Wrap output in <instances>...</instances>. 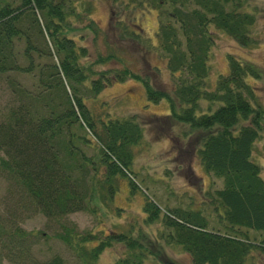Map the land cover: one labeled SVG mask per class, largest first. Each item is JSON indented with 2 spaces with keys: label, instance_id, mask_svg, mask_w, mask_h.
I'll return each instance as SVG.
<instances>
[{
  "label": "trees",
  "instance_id": "trees-1",
  "mask_svg": "<svg viewBox=\"0 0 264 264\" xmlns=\"http://www.w3.org/2000/svg\"><path fill=\"white\" fill-rule=\"evenodd\" d=\"M142 1L156 11L154 45L171 75L168 88L154 81L151 72L128 68L109 43L105 52L96 50L88 57L82 35L75 32L79 26L95 30L91 17L76 22L89 8L87 0H0V73L10 91L0 119V176L16 194L14 204L23 199L56 220L69 211L86 209L94 215L100 205L109 206L116 175L130 172V146L141 129L133 117L95 116L84 98L112 80L133 77L142 83L147 99H166L168 111L153 117L186 123L197 133L199 160L221 181L209 192L218 223L208 225L198 208L159 207L144 196L142 221L157 223L151 236L129 228L81 233L59 221L53 236L72 250L71 264H96L99 251L114 241L123 250L107 264H142L150 253L143 240L150 237L159 247L160 241L180 245L190 264H255L251 252L264 249V180L251 150L264 127V106L245 77L260 72L227 52L226 70L217 74L212 88L205 86L214 33L247 43L255 12L242 7L247 0ZM129 31L121 37L135 40L136 32ZM112 59L118 64H109ZM95 63L104 66L96 68ZM10 71L28 74L31 80L20 84ZM84 144L93 148L91 154ZM247 230L262 237L251 240ZM31 236L10 212L0 211V259L67 264L57 253L33 255Z\"/></svg>",
  "mask_w": 264,
  "mask_h": 264
},
{
  "label": "rangeland",
  "instance_id": "rangeland-1",
  "mask_svg": "<svg viewBox=\"0 0 264 264\" xmlns=\"http://www.w3.org/2000/svg\"><path fill=\"white\" fill-rule=\"evenodd\" d=\"M87 3L88 10L81 11L76 22L82 24L86 22L87 17H91L95 30L93 32L88 26H79L81 28L75 32L82 35L80 42L85 45L88 57L93 58L96 50L105 52V43H109L128 68H142L148 74L151 72L154 81L161 87L168 88L171 75L164 56L154 45L155 9L146 7L142 0H87ZM242 7L255 12L251 38L247 43L240 44L222 31L214 33L205 86L212 88L217 74L226 70L225 55L230 52L237 58L248 61L260 72L257 76H247L245 79L253 87L255 97L264 106V0H247ZM80 8L83 7L77 5V9ZM123 27L136 32L135 40L121 37L122 34H127V30L122 33ZM43 33L45 34L44 31ZM16 43L21 46L22 40H17ZM47 44L49 45L48 40ZM17 61L25 62L24 58H18ZM109 62L112 65L118 64L116 59ZM94 66L99 68L104 64L95 63ZM9 73H13L20 84L27 85L31 80L28 74L21 71ZM9 96L8 85L0 73V119ZM84 100L90 109L89 112L101 119L133 117L139 123L140 135L130 146L131 164L128 176L132 182L128 181V176L117 174L109 206L100 205L94 215L86 209L69 211L56 220L35 211L23 199H18L19 202L14 204L12 200L17 196L13 191L6 189V180L0 176V211L10 212L16 222L31 231L29 250L33 255L45 258L57 253L67 264L74 262L72 250L53 236V231L59 228V221L73 224L81 233L99 229L96 234L101 235L108 230L112 232L129 228L132 233L136 230H146L151 236L157 223L146 224L142 221L141 203L144 196L149 197L159 207L179 205L198 208L207 216L208 225L218 223L209 192L220 185V178L203 168L196 153L197 133L193 129L183 122H169L165 118L153 117L168 111L164 97L147 99L142 83L126 76L106 83L96 93L86 95ZM82 146L87 154L93 152L91 146ZM251 158L259 164V174L264 180V127L253 142ZM114 206L119 208L118 211ZM11 219L14 220L12 217ZM247 236L256 241L262 237V233L247 230ZM149 239L151 241L143 240L149 245L150 253L143 257L142 264H190L187 252L180 245L163 244L160 241L159 247L153 237ZM157 249H160L157 256L152 255ZM122 250L119 242H111L99 251L96 264L109 263ZM250 256L255 264H264V249H254ZM0 264L13 263L3 257Z\"/></svg>",
  "mask_w": 264,
  "mask_h": 264
}]
</instances>
